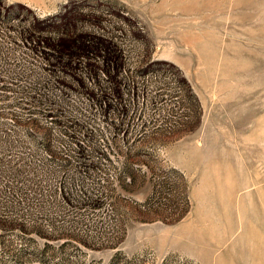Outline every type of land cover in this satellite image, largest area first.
<instances>
[{"label": "rangeland", "instance_id": "rangeland-1", "mask_svg": "<svg viewBox=\"0 0 264 264\" xmlns=\"http://www.w3.org/2000/svg\"><path fill=\"white\" fill-rule=\"evenodd\" d=\"M18 15L0 264H264V0H0ZM25 22L81 32L32 45Z\"/></svg>", "mask_w": 264, "mask_h": 264}, {"label": "built area", "instance_id": "built-area-1", "mask_svg": "<svg viewBox=\"0 0 264 264\" xmlns=\"http://www.w3.org/2000/svg\"><path fill=\"white\" fill-rule=\"evenodd\" d=\"M34 7V6H33ZM35 9H37L38 10V12H41V11H43V10H40L38 7H34ZM22 19L19 15L17 16V17H15L13 20H0V28H2V26L4 27V24L6 23L7 25H9V24H15V22H16V20L17 19ZM112 23H114V24H117V25H121L122 23L120 22V21H118V20H116V19H113L112 20ZM16 25V24H15ZM122 28L126 31V26H124L123 24H122ZM20 29L21 30H24V29H27L28 31H29V33L32 35V45H33V43H35V41L36 40H42V37H47V38H49V39H51V40H55L56 39V37L58 36V35H60L61 33H65V34H79L80 32H81V29L80 28H76V27H74V28H72V27H64V28H60L59 29V31H54V30H52L51 32H44V31H41V30H38V29H36V28H34V27H30L29 25H27V23L25 22V24L24 25H20ZM23 32H25V31H23ZM89 36V34L87 35V36H83L84 37V39H86V42H91V43H93L92 41H91V39L89 40V39H87V37ZM82 37V38H83ZM93 38H95V36H92V40H93ZM43 49H47V48H43ZM99 49V48H98ZM40 51H42V50H40ZM50 52V51H49ZM43 53V52H42ZM50 53H55V52H50ZM94 54H96V52H91V50H82L81 51V53L80 54H78V55H75V56H73L72 57V62L73 63H75V62H77V61H79V62H83L85 59H93V55ZM61 58V60H66V55H64V57L63 56H61L60 57ZM113 60V59H112ZM95 62H97L98 60H97V58L94 60ZM118 61L120 62V66H121V68L123 69V71L126 69V54L124 53V52H121V56L120 57H118ZM44 63V62H43ZM80 65V64H79ZM81 66V65H80ZM99 65H96V67H98ZM85 66H82L81 68L83 69ZM79 72V71H78ZM77 72V73H78ZM117 87L119 88V90L121 91V92H123L125 95H126V85L124 86L123 85V83L122 82H117ZM102 93H104L103 92V90H102V88H99V90H97L96 91V96H97V100L98 101H100L102 104H105L106 102H105V100H104V98H101L102 97ZM99 97H100V99H99ZM110 100H111V102H113V100H114V98H109ZM113 108H115L116 109V111H119L120 113H123V115H124V120L123 121H121L120 123H119V125H116L115 127H114V129L116 130V129H118L121 125H123L125 122H126V102H124V103H122V104H119V105H117V106H115V107H113Z\"/></svg>", "mask_w": 264, "mask_h": 264}, {"label": "bare ground", "instance_id": "bare-ground-1", "mask_svg": "<svg viewBox=\"0 0 264 264\" xmlns=\"http://www.w3.org/2000/svg\"><path fill=\"white\" fill-rule=\"evenodd\" d=\"M37 10V9H36ZM38 11V10H37ZM43 11H41L40 13H42ZM28 25V24H27Z\"/></svg>", "mask_w": 264, "mask_h": 264}]
</instances>
